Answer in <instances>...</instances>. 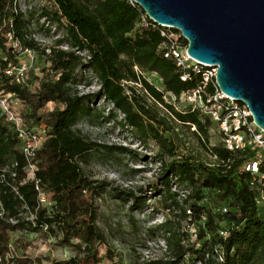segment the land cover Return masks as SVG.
<instances>
[{"label":"trees","instance_id":"trees-1","mask_svg":"<svg viewBox=\"0 0 264 264\" xmlns=\"http://www.w3.org/2000/svg\"><path fill=\"white\" fill-rule=\"evenodd\" d=\"M52 1L57 10L43 8L40 16L48 15L57 22L64 21L72 45L89 50L92 61L103 70L113 68L119 52V48L105 38L118 34L128 48L135 46L133 66L140 67L141 64L136 59L143 57H152L162 62L163 70H153L161 74L165 85L169 86L168 91L179 95L183 90L194 87L193 82L182 81L174 63L158 53V46L163 43L160 26L155 27L149 18L148 26L141 24L142 15L146 13L132 0ZM5 19L12 20L17 39L23 47H37L35 40L30 37V22L26 14L17 9L14 0H0L2 65L7 63L3 58L5 56L16 61L13 48L8 45L5 36ZM63 65H67V59H54L48 69L58 71ZM133 66L130 79L137 81L140 78L151 96L169 110H174L172 104L165 101L163 93L138 76ZM48 69L43 68L44 71ZM106 75L105 72L103 77L106 78ZM126 77L130 76L126 75L124 78ZM0 91L15 93L24 106L25 112L21 116L28 128L38 125H45L47 128V138L36 153L38 169L35 179H32L27 170L29 163L21 141L0 111V203L4 211L0 215V264H32L27 256L32 242L19 240L12 243L11 233L16 231L33 232L45 237L54 235L65 243L78 245L80 255L56 264H103L105 258H110V254L108 249L105 253L102 252L106 237L98 227L96 200L107 189L109 182L91 178L80 163L98 147L111 152H124L126 148L88 140L74 128L82 117L92 115V95L68 100L63 108L48 109L50 103L63 98L60 82L44 76L37 82L21 84L12 81L2 72ZM141 109L147 116H151L150 119L159 122L157 115L151 114L149 106L141 105ZM175 113L179 120L195 123L201 131L207 132L199 112ZM153 128L156 136L162 139L161 130L156 126ZM213 151L221 159L231 157L221 144L215 146ZM241 163L242 159L237 157L229 164L230 167L224 164L209 166L193 157L182 156L171 162L166 174L161 177L166 183L169 173L174 172L184 180L191 181L196 186L194 197L198 201L204 197V190L212 194V205L209 204L208 208L203 206L207 217L200 223L196 241L201 246H190L186 250L192 254L194 261H201L202 264H264V211L258 207L254 192L249 188L245 176L240 173ZM195 178L199 183L198 187ZM39 190L49 195L54 202L52 206L40 203ZM114 193L118 199L131 201V207L135 210L146 203V196L138 195L134 190L115 188ZM223 204L228 205V211L216 212L215 207ZM194 207L198 215L200 208L197 204ZM196 218L199 219V215ZM227 223H234V228L224 238L220 236L219 229L222 224ZM216 246L223 249V262H218L213 256ZM11 247L17 251V255L10 259L8 253L11 252ZM19 252H22L21 256Z\"/></svg>","mask_w":264,"mask_h":264},{"label":"rangeland","instance_id":"rangeland-1","mask_svg":"<svg viewBox=\"0 0 264 264\" xmlns=\"http://www.w3.org/2000/svg\"><path fill=\"white\" fill-rule=\"evenodd\" d=\"M14 5L25 12L30 22V32L39 39L34 60L22 53L16 57L17 61L28 65L24 84L37 82L44 76L60 82L63 98L50 103L48 109L63 108L68 100L92 95V115L82 117L74 128L88 140L126 148L124 152H111L98 147L80 163L91 178L109 182L107 189L96 200L98 227L106 237L102 252L108 249L110 254L103 264H199L186 251L190 246H201V243L196 242V237L186 231L189 222L184 210L186 201L179 203L171 194L172 172L167 176L166 183L161 177L175 159L189 156L204 162L209 151L196 133L191 132L186 125L173 123L166 108L156 104L139 84L130 83L136 82L130 79L135 46L128 48L118 34L106 37L105 40L117 46L119 52L113 68L105 71L92 61V56L87 57L88 54L78 52L72 45L64 21L55 23V32L42 24L41 10H51L54 6L48 0H19ZM162 46L163 43L157 49L160 55ZM2 56L0 51V58ZM54 59H67V65L61 66L58 71L50 70L48 68ZM136 60L141 64L144 78L163 93L167 103H176L182 109L189 107L187 102H182L168 91L169 86L165 85L160 73L158 76L151 74L156 71L154 68L163 70L161 61L152 57ZM105 72L106 78L103 77ZM126 75L130 77L124 78ZM141 105L149 106L151 114H156L160 123L143 113ZM16 109L19 115L25 112L20 106H16ZM201 118L206 122L205 137L209 143L221 144L217 125ZM155 126L161 130L162 139L156 136ZM174 175L179 177L180 183L196 191L194 183L184 180L178 173ZM195 183L198 187L196 178ZM115 188L134 190L138 195H145L146 203L138 210L132 209L131 201L115 197ZM211 195L204 190L200 204L206 208L212 205ZM19 240L32 242L27 255L32 264H56L81 254L78 245L65 243L54 235L45 237L33 232H12L11 242ZM15 255L17 251L11 247L8 258H14Z\"/></svg>","mask_w":264,"mask_h":264},{"label":"built area","instance_id":"built-area-1","mask_svg":"<svg viewBox=\"0 0 264 264\" xmlns=\"http://www.w3.org/2000/svg\"><path fill=\"white\" fill-rule=\"evenodd\" d=\"M17 1L19 0H14V4H17ZM48 1L54 5L51 10H57L56 4L52 0ZM132 2L140 6L133 0ZM42 5L46 6L45 2H42ZM147 18L152 20L147 13L142 15L141 24L148 26ZM40 20L46 28L52 32L56 31L57 25L55 23H57V21L53 20L48 15H41ZM152 22L155 27L159 25L153 20ZM4 24L7 25L5 36L8 40V45L13 48L15 58L18 54L22 53L28 55L31 60H34L36 48L23 47L21 45L13 29L11 19H5ZM159 26L160 34L163 37L162 55L164 58L174 63L182 81L193 82L195 84L194 87L183 90L181 94H175L182 102H187L189 107L187 109H182L176 103H170L174 110H169L161 102L151 96L140 78H138L136 82L130 81V83L139 84L144 89V92L151 97L156 104L158 103L160 106L166 108L173 119H171L173 123L186 125L191 132L197 134L209 151L208 158L204 161L207 165L214 166L216 164H224L230 167L229 164L235 161L237 157L241 158L240 173L245 176L249 188L254 192L258 207L264 211V129L260 128L253 121V114L245 102L237 101L220 90L216 81L217 66L201 63L191 57L187 52L188 41L180 30L175 29V31H172V28ZM30 37L33 38L37 44L39 39L35 34L31 33ZM75 48L80 53L88 54L87 57L89 58L92 56L87 49H80L76 46ZM3 58L7 63L3 65L0 63V73L2 72L10 77L12 81L24 84V77L28 71L27 63L9 60L7 56ZM134 69L138 76L141 78L145 77L144 71H142L138 65H134ZM151 74L156 76L159 75L157 71H152ZM16 106L24 108L15 93L0 91V111L2 115H4L6 121L13 126L17 137L20 139L22 150L29 163L27 168L28 173L32 179H35V172L38 169L35 157L38 149L47 138V128L45 125L28 128L22 116L18 114ZM195 111L199 112L200 117H204L206 121L217 125L218 132L221 136V146L230 154L231 157H229V159H221L213 151V148L219 144L211 145L209 139L205 137V133L201 131L195 123L183 122L178 119L175 113ZM202 122L204 124L206 123L203 120ZM171 177V194L176 197L179 203L183 204L186 201L184 210L188 215L189 221L186 231L190 232L197 239L200 223H203L207 217L206 210L203 208L202 204H200L201 202L195 199L193 189L180 183V181H178L179 177L174 175V173L171 174ZM37 189H39L38 186ZM38 198L43 206H52L54 203L50 200L49 195L41 190H39ZM194 204H197L200 208L199 211L201 213L199 212V219L196 218ZM228 209L227 204L217 205V207H215V211L220 213H225ZM3 213L4 211L0 203V215ZM233 228L234 223L222 224L219 229L220 236L224 238L228 237ZM208 256L209 254H207V257ZM213 256L218 262H223V249L220 246H216ZM197 262L202 264L201 261Z\"/></svg>","mask_w":264,"mask_h":264},{"label":"water","instance_id":"water-1","mask_svg":"<svg viewBox=\"0 0 264 264\" xmlns=\"http://www.w3.org/2000/svg\"><path fill=\"white\" fill-rule=\"evenodd\" d=\"M157 24L180 30L187 52L217 66L221 91L245 102L264 129V0H133Z\"/></svg>","mask_w":264,"mask_h":264},{"label":"bare ground","instance_id":"bare-ground-1","mask_svg":"<svg viewBox=\"0 0 264 264\" xmlns=\"http://www.w3.org/2000/svg\"><path fill=\"white\" fill-rule=\"evenodd\" d=\"M134 84V83H133Z\"/></svg>","mask_w":264,"mask_h":264}]
</instances>
